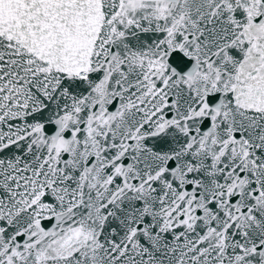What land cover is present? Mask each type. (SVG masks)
<instances>
[{
    "label": "snow or ice",
    "instance_id": "obj_1",
    "mask_svg": "<svg viewBox=\"0 0 264 264\" xmlns=\"http://www.w3.org/2000/svg\"><path fill=\"white\" fill-rule=\"evenodd\" d=\"M0 264H264V0H0Z\"/></svg>",
    "mask_w": 264,
    "mask_h": 264
}]
</instances>
